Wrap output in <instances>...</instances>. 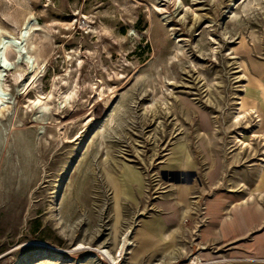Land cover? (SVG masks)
<instances>
[{
    "label": "rangeland",
    "instance_id": "374dc122",
    "mask_svg": "<svg viewBox=\"0 0 264 264\" xmlns=\"http://www.w3.org/2000/svg\"><path fill=\"white\" fill-rule=\"evenodd\" d=\"M251 1L0 0L3 32L31 20L0 67V264H114L127 228L123 264H264V125L233 122L264 86Z\"/></svg>",
    "mask_w": 264,
    "mask_h": 264
},
{
    "label": "bare ground",
    "instance_id": "6f19581e",
    "mask_svg": "<svg viewBox=\"0 0 264 264\" xmlns=\"http://www.w3.org/2000/svg\"><path fill=\"white\" fill-rule=\"evenodd\" d=\"M155 1L156 2L158 1L159 2L160 0H155ZM261 2H262V0H254V1H251L250 4H251V7L252 8H257V7H259L261 5ZM230 15H231V13H230ZM230 17H231V19L233 21L235 20V16H230ZM30 25H31V20L29 18H27V19H25L21 23V25H20V27H19V29H18V31H17L16 34H13V33L7 32V31H4L3 32L2 30H0V63H1L0 64V67L6 65V60H7V54H6V52H7L8 49H10L13 52V57L16 58V59H20L21 56L23 55V53H25V47H24V44L21 41V37H22L24 31H27L28 30V28L30 27ZM179 40H182V39H179ZM211 49L213 51H215V47H212L211 46ZM233 57L234 56H230V58H233ZM253 65H254V68H256L255 69L256 72H258L257 75H259V76H257V77L264 76V68H257V64L255 62L253 63ZM24 85H25V82L22 83V87L20 89H23L24 88ZM257 85H258V88H261V91L257 92V95L252 94L251 87H246L245 88V94H244V96H242L240 98L241 100L239 102H237V104H239V107H238L239 111H237L235 113V115L233 116L234 117L233 118L234 119L233 120L234 124H240L241 120H243V119L246 122H249L252 118L255 117L257 123H260V124L264 125V86L261 83H258ZM0 90H1V86H0ZM193 93L196 94V92H193ZM1 98H2V96H1V93H0V100H1ZM111 98H112V95L108 96L107 100L105 99L106 101L105 102L103 101V102L105 104H108V103H110ZM41 99H42V97H38L37 102H40ZM66 99L67 98H65V100H64L65 103L68 102ZM191 99L193 100L194 97H192ZM205 101L210 103L211 100L210 99H206ZM216 107H218V106H216ZM3 108H4V106H0V111ZM121 123H122L121 120L120 121H117V125H121ZM115 125H116V122H115ZM202 133L204 135H208V134H206L204 132H202ZM238 133H239V131H238ZM199 134L200 133L197 130L196 131V135H199ZM258 136L264 140V133L263 132L260 133V134H258ZM235 138H236V141L239 142V149L250 145L249 142H245L244 140L240 139L238 136H235ZM205 143H206L207 146H211V140H210V138H208V140ZM263 144H264V142H263ZM187 147H188V144H185V143L180 144V148H182V149L180 150V153H179L180 156H177V157L181 158L182 157V154L185 152V150L188 151L187 150ZM237 159H238V155H234L233 160L236 161ZM145 167H146V169H148L149 168V165L147 163H145ZM210 170H212V167L209 168V169L207 168V169L203 170L204 171L202 173L203 177H206V174ZM146 175H147V177L149 176L148 173H146ZM133 176H134V179H131V182L135 181L138 184V187L141 188V182H140L139 172H136L135 171L133 173ZM198 181L199 180L197 179V182ZM219 184H221V180L220 179L215 182V186H218ZM173 186H174V184H173ZM175 186H176L175 189L178 190L177 191V196L178 197H176L177 199H175V200L178 203V205L180 206L183 203V201H184L183 199L184 198H188V196H187V193H188L187 192V186L188 185H184V183H179L178 186H177V184H175ZM258 186L264 187V167L261 169L260 174H259ZM239 188H240V186H239ZM228 190L229 191H237L238 188L237 187H234V186H231V187H228ZM240 190L241 189H239L238 191H240ZM179 192H180V194H179ZM53 195H54V193H53ZM194 197H196V196H192L190 198H194ZM243 203L244 204H248L247 201H244ZM198 207H199V205H198V200L197 199L189 200V207H186V209H182V212L180 210V212H181V214L186 213V214H191V215L192 214L193 215H199L200 213L206 214L205 211L200 212V209ZM204 208H206V207H204ZM67 224L69 225L68 222H67ZM163 228H164V225H163L162 222L158 223V222H155V221L151 220L150 222H147L144 225L143 231L141 232V235L144 238H149L150 235H151V233L152 232L153 233L155 232L156 234H158V235L161 236V235H163ZM132 244H133V240L129 236V228L124 229V231L122 233V236H121L119 250L116 253H114V254H111V252L109 250H103L102 251V255L104 257H107L114 264H123L122 263L123 255L125 253H127L128 247L131 246ZM201 248H203V246H201ZM175 252H173V253H175ZM178 253H179V251H178ZM180 253H182V252H180ZM169 260H171V259H169ZM199 261H200V258H198L196 256H193L192 258H190V260L188 261L187 264H198ZM25 262H26V259L23 257L22 259L18 260L16 264H24Z\"/></svg>",
    "mask_w": 264,
    "mask_h": 264
},
{
    "label": "water",
    "instance_id": "95a60500",
    "mask_svg": "<svg viewBox=\"0 0 264 264\" xmlns=\"http://www.w3.org/2000/svg\"><path fill=\"white\" fill-rule=\"evenodd\" d=\"M26 34H27V31H24V33H23V35H22V37H21V41H22V43H23V41H24V39H25V37H26Z\"/></svg>",
    "mask_w": 264,
    "mask_h": 264
}]
</instances>
